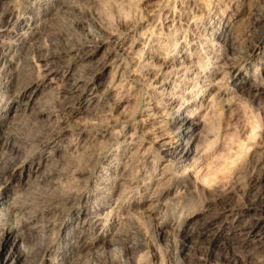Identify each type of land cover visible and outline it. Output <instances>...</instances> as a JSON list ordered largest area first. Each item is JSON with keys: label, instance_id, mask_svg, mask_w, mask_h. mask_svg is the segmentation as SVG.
Instances as JSON below:
<instances>
[{"label": "rangeland", "instance_id": "374dc122", "mask_svg": "<svg viewBox=\"0 0 264 264\" xmlns=\"http://www.w3.org/2000/svg\"><path fill=\"white\" fill-rule=\"evenodd\" d=\"M152 1L0 0V22L15 17L22 32L0 42V206L28 221L13 264H264V0L164 4L168 19L182 8L196 15L192 33L231 28L227 50L214 37L200 74L176 83L195 85L185 99L211 98L217 85L204 96L200 87L215 51L234 88L227 103L212 97L207 106L197 181L176 167L161 178V169H143L114 134L143 116L134 109L148 83L125 45L152 42L164 57L194 53L173 29L138 38L155 16ZM122 58L119 87L111 79Z\"/></svg>", "mask_w": 264, "mask_h": 264}, {"label": "bare ground", "instance_id": "6f19581e", "mask_svg": "<svg viewBox=\"0 0 264 264\" xmlns=\"http://www.w3.org/2000/svg\"><path fill=\"white\" fill-rule=\"evenodd\" d=\"M177 1L179 0H174V7ZM166 2H168V0H153L149 3L148 6H151L153 10L152 13L154 12V15L159 16L162 20H160V26L154 23L155 16L147 20V27L144 32H139L140 36H138V38L141 39L143 34L145 35L148 33V30H151L149 35L152 36L155 29H160V35L165 31L173 29L175 32L181 33L185 39H190L189 48H193L194 53L192 54L190 51L186 53L183 49H180L178 54L172 57H164L159 56L158 53L154 51L155 45L152 42L140 43V41L133 40L131 42L129 41L128 45H125L122 52L135 56L132 57L137 59L134 71L142 72L148 83L146 86V94H142L143 96L138 100L137 107L134 109L135 114H137L136 112H140L143 113V116L137 118L134 126L127 122L123 124L121 129L114 130V134L118 139H122L127 149H135L132 153L140 155L141 159L146 162L147 165L144 166L143 169H146L148 165L150 167L151 164L153 169H161L159 176V178H161L169 167H176V170L184 174V177H193L197 181L198 179H196V177L198 174L200 175V171H202L201 158L203 152L199 146L200 136L201 132L207 127V115L210 114L207 106L210 100H212V97H215L218 103H227L229 98H231L230 94L234 91V88H229L230 86H228L227 83L225 84L229 72L224 69L226 61L223 60L221 53L224 49L227 50L225 42L231 28L225 24L221 25L218 31L215 30L212 32V36L204 34V32L195 31L192 33V28L197 25L196 15L191 14L192 11L190 12L182 8L179 14H176L175 11L172 10L171 16L168 19V17H166L168 12L165 15L163 12ZM164 17L167 18L165 22ZM18 21L19 19L10 16L0 22V42L4 43L7 38L12 40L20 37L22 32H20V34L16 30V25L20 22ZM134 33L135 32H133V34ZM214 37L219 38V43H221L222 39H224V41L219 45L220 53L213 51L208 55L211 64L213 63L215 68L213 70L207 69V73L203 75L205 78L202 79L203 84H201L200 89L203 94L202 96H204L208 90L212 89L214 85H217V89L213 90V96L208 100H197L196 98L190 100H188L189 98L185 99L188 94L196 90L195 85L189 84L181 89L176 83H181L182 79L185 77L200 74L203 66L201 65L202 62L200 61V57L204 51L214 46ZM233 43L235 42L231 41V44ZM6 54L7 51H1L0 60H3ZM125 63L127 64L122 58L115 66V74H113L111 79V84L114 86L120 87L125 85L121 81V75L119 74L118 76L117 74H122L127 69V66H124ZM240 73H242V71L238 70L236 75ZM246 76L247 74L245 73V79L247 78ZM139 81H130L129 89L136 88L140 83ZM82 82H76L78 89L82 88ZM92 93L95 95L97 93L96 89H94ZM20 94H22V92ZM196 96L198 97V94ZM198 101H201V103H198ZM183 108H187L189 112L178 114L175 117L170 116L174 111H180ZM134 118L136 119V117ZM7 143L9 142L7 141ZM9 147H11L10 149L13 153H18L17 148L14 146ZM151 157L154 158L153 161ZM126 175H128V171L125 167L120 174V178L123 180ZM113 183H116V181ZM119 200V196L116 195L110 204L111 210L115 206L117 207ZM2 202L4 201L2 200ZM2 207H4L3 204L0 206V264H13L17 258L16 252L23 238L22 234L26 231L25 227H27L28 221L20 219L23 216V211H6V209ZM107 213L109 214V212ZM51 264L59 263L54 262Z\"/></svg>", "mask_w": 264, "mask_h": 264}]
</instances>
